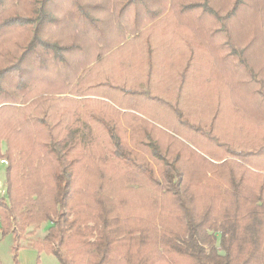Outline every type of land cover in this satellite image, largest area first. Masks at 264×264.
Here are the masks:
<instances>
[{"label":"trees","instance_id":"obj_1","mask_svg":"<svg viewBox=\"0 0 264 264\" xmlns=\"http://www.w3.org/2000/svg\"><path fill=\"white\" fill-rule=\"evenodd\" d=\"M164 1L0 0L3 236L45 221L34 247L59 264H264V43L238 33L254 0ZM204 47L214 84L195 67ZM91 104L131 121L127 140L90 114L108 137L101 162L85 130L53 139Z\"/></svg>","mask_w":264,"mask_h":264},{"label":"rangeland","instance_id":"obj_2","mask_svg":"<svg viewBox=\"0 0 264 264\" xmlns=\"http://www.w3.org/2000/svg\"><path fill=\"white\" fill-rule=\"evenodd\" d=\"M226 1L227 0H212V4L214 6L219 4L224 5ZM169 4L171 5L170 0L164 1V3L162 2V4H157V8L159 12H162L161 8L163 10L168 11ZM243 17H245V21L247 20V22L245 23L244 28L238 31L239 35L243 37L245 36L244 38L247 39V41H249L251 38L253 43L257 44L261 42L263 44L264 43V0H254L253 7L251 9L249 8L248 10H246V12L243 13ZM188 27L191 28L189 25ZM248 33L250 36H248ZM7 37L3 39L5 43L8 41V39H10L11 41V39H17L19 36L17 34H14L12 37L8 35ZM10 45L11 44L8 43L5 46L10 47ZM209 55H210V47L202 48L201 56L199 57V59L196 60L197 62L196 64L198 65H196L195 67L199 66V68H202L201 76L206 84H214L215 79L217 77L213 76L212 69H217L218 67L216 66L217 64L214 62V60L209 59L210 58ZM71 56L77 57L75 54ZM219 75L218 77H220ZM198 79L200 80V78ZM220 79L222 80V77L219 78L218 81H221ZM110 106L112 105L110 104ZM114 110L115 109L102 107L101 105L99 107L98 104L96 105L91 104L86 108L83 107L82 110L79 108L78 110L79 117L68 116L67 118H64L60 122V124H57L56 126H54V124L57 122L58 119L56 117H53V120L49 121L50 124L54 126L53 139L60 140L63 137H67V132L65 131V129L67 128H71V129L78 128L79 130H85L84 132L83 131L80 132H82V134L85 135L84 140H86V143L88 144L87 148L83 149L86 156L89 158L92 157L99 162L103 160L105 161V153L107 154L109 147L108 137L103 127L97 124L96 119L94 117L93 118L90 117V114H92L93 116L97 115V117L99 115V117H101V119H104L105 122L109 123L114 127H117L118 132L122 136H124L127 140H130L132 135L130 133V128H129L130 126L127 123V122H131L130 119L128 120L125 119L123 116L124 113H122V111L119 114H116L115 113L116 111ZM76 119H78V121H76ZM80 123L85 126L84 129L83 127L81 128L79 126ZM5 152H6V143L2 142L0 143V154L2 155L0 156V161L3 159L6 160V164H0V197H4V198L6 196L5 193L7 189L5 182V168L7 165V159H5L4 157ZM136 152H137L136 161L148 162L150 166L154 169V171L157 174L159 173V163L154 161L152 157L149 156L147 150L142 148V149H137ZM117 185H115V188H119L118 192H120V190L123 189V186L121 184H117ZM51 186H52L51 179L48 175L46 176V182L44 187L40 189V192L43 195L44 194L48 195L47 198L43 199L40 205L44 203V206L48 208L46 202L51 204V209L46 211L54 210V206L51 203L52 199L50 198V195H52L53 192ZM34 187L35 184L31 181V182H27L26 184L21 183L19 189L22 190L21 192L29 193L33 191ZM15 189L16 190H14V192L17 191V187H15ZM18 193H20V191H18ZM136 199H140L141 201L144 200L142 195H140V198L137 197ZM142 207L144 209L143 210L144 213H146L145 210L148 209L149 206H147V204H143ZM48 226L49 224L45 221L28 225L23 231L19 233L20 236L22 237L19 240L14 238L12 234H7L3 236L0 231V264H59L54 256L47 254L44 251H38L37 248L34 247V242L38 243L48 235V229H47ZM15 248H17V250H15ZM217 249H219V247Z\"/></svg>","mask_w":264,"mask_h":264},{"label":"built area","instance_id":"obj_3","mask_svg":"<svg viewBox=\"0 0 264 264\" xmlns=\"http://www.w3.org/2000/svg\"><path fill=\"white\" fill-rule=\"evenodd\" d=\"M0 164H6V160H4V159L1 160V161H0Z\"/></svg>","mask_w":264,"mask_h":264}]
</instances>
